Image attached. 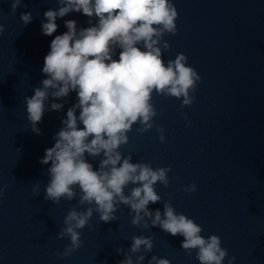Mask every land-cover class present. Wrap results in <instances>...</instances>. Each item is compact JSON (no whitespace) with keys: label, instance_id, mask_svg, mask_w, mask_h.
Returning <instances> with one entry per match:
<instances>
[{"label":"water","instance_id":"95a60500","mask_svg":"<svg viewBox=\"0 0 264 264\" xmlns=\"http://www.w3.org/2000/svg\"><path fill=\"white\" fill-rule=\"evenodd\" d=\"M12 2L0 0V23L5 26L0 34V187L8 186L0 195V264H118L128 255L133 264H148L153 255L168 258L171 264H200L196 250L189 255L181 248L184 237L151 227L148 217L149 227L133 225L135 214L122 204L117 220L105 223L94 213L89 225L79 229L82 247L68 257L57 255L70 243L68 237L58 238L67 212L74 205L79 211L88 205H80L78 196L58 205L45 200L50 162L42 165L40 160L54 145L53 137L77 94L49 97L39 135L30 131L25 97L42 86L44 57L55 35L67 31L64 21L76 20L79 29L90 26L89 17L73 11L58 18L57 31L48 36L42 33L44 13L58 9V0H22L15 13ZM173 2L179 12L178 31L165 34L171 47L163 51V58L167 62L178 53L187 55L188 64L202 77L193 93L196 99L181 111L182 98L154 93L158 111L154 127L139 133V125H133L129 143L120 151L125 156L131 153L134 163L171 165L170 185L157 182L162 199L149 204L151 211L163 212V202L171 199L178 213L202 226L204 237H221L229 253L223 264L232 256L233 264H264V0ZM24 12L34 17L27 25L20 19ZM53 102L64 108L49 111ZM188 121L191 126H186ZM160 125L166 129L165 143L156 131ZM87 159L99 168L100 157ZM36 181L41 182L39 195L33 192ZM193 182L197 191H184ZM138 235L154 237L151 252L143 247L137 253L129 251L132 237ZM121 246L124 251L118 253ZM141 255L145 259L138 262Z\"/></svg>","mask_w":264,"mask_h":264},{"label":"clouds","instance_id":"9594fccd","mask_svg":"<svg viewBox=\"0 0 264 264\" xmlns=\"http://www.w3.org/2000/svg\"><path fill=\"white\" fill-rule=\"evenodd\" d=\"M21 3L22 0H13V13ZM58 3V9L44 13V35H53L58 29L57 19L73 11L89 17L90 26L78 29L76 20L64 21L67 31L55 35L44 57L42 73L46 78L41 81L42 86L34 89V95L25 97L30 131L39 135L42 133L38 124L49 97L62 99L71 92L77 94V102L68 108L62 119L63 127L53 137L54 145L45 150L40 160L42 165L50 162L45 200L58 205L62 199L72 201L78 196L80 205H88L83 211L74 205L67 212L58 238L68 237L70 243L57 255L68 257L82 247L84 241L79 229L89 225L94 213L105 223L117 220L118 206L122 204L130 208V214H135L133 225L149 227L145 220L148 217L151 227L184 237L181 248L189 255L196 250L200 264H223L229 253L222 247L221 237L216 234L204 237L202 226L178 213L171 199L163 202V212L159 208L155 212L149 209L150 203L162 199L155 187L157 182L165 187L170 185L171 165L154 168L150 162L134 163L131 153L125 156L120 151L122 145L129 143L128 133L133 125H139L136 128L139 133L154 127V117L158 115L154 93L182 98L181 111L196 99L193 93L202 77L188 64L187 55L178 53L167 62L163 58V51L171 47L164 39L165 34L174 35L178 31L179 12L175 3L173 0H58ZM20 19L27 25L34 17L31 12H24ZM4 30L0 23V34ZM63 108V103L53 102L48 110ZM186 126H191V121ZM156 131L160 142L165 143L166 129L160 125ZM87 157L94 160L100 157L99 168L95 169ZM40 183L33 184L35 195L40 194ZM130 185L134 187L129 189ZM7 187H0V195ZM184 191L196 192V183L185 185ZM142 247L145 252H151L154 237H132L129 251L137 253ZM116 251L120 253L124 249L121 246ZM144 259L143 255L137 258L138 262ZM235 260L232 256L228 264ZM118 264H133L131 255ZM148 264H171V261L153 255Z\"/></svg>","mask_w":264,"mask_h":264}]
</instances>
